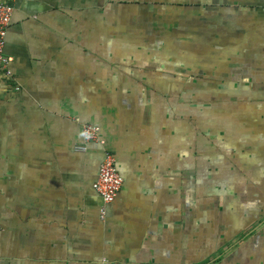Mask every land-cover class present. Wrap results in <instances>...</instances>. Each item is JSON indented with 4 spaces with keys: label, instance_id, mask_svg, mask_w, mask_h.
<instances>
[{
    "label": "crops",
    "instance_id": "obj_1",
    "mask_svg": "<svg viewBox=\"0 0 264 264\" xmlns=\"http://www.w3.org/2000/svg\"><path fill=\"white\" fill-rule=\"evenodd\" d=\"M3 1L0 264H264V0Z\"/></svg>",
    "mask_w": 264,
    "mask_h": 264
},
{
    "label": "built area",
    "instance_id": "obj_2",
    "mask_svg": "<svg viewBox=\"0 0 264 264\" xmlns=\"http://www.w3.org/2000/svg\"><path fill=\"white\" fill-rule=\"evenodd\" d=\"M13 8L8 3L0 0V63L4 75H11L10 63L12 57L4 52L6 43L7 27L11 20ZM83 141L75 145L74 149L79 152H85L89 142H96L102 148L103 155L98 167L97 177L93 182V188L100 198L99 213L103 219L106 212V206L117 196L121 185L120 176L113 153L104 146V141L99 137L98 126L91 123H84L81 127Z\"/></svg>",
    "mask_w": 264,
    "mask_h": 264
},
{
    "label": "rangeland",
    "instance_id": "obj_3",
    "mask_svg": "<svg viewBox=\"0 0 264 264\" xmlns=\"http://www.w3.org/2000/svg\"><path fill=\"white\" fill-rule=\"evenodd\" d=\"M180 104L177 103V106H179Z\"/></svg>",
    "mask_w": 264,
    "mask_h": 264
}]
</instances>
